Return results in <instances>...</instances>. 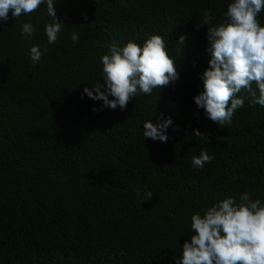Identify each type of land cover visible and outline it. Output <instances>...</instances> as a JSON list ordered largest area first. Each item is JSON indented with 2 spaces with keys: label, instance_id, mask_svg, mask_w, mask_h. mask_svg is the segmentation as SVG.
Masks as SVG:
<instances>
[{
  "label": "trees",
  "instance_id": "obj_1",
  "mask_svg": "<svg viewBox=\"0 0 264 264\" xmlns=\"http://www.w3.org/2000/svg\"><path fill=\"white\" fill-rule=\"evenodd\" d=\"M231 2L55 0L64 25L54 44L46 5L0 21V264H177L193 214L244 192L264 203V107L242 91L243 108L219 126L194 102L211 59L206 27ZM206 10L212 24L197 29ZM26 22L36 28L27 39ZM151 35L164 38L179 79L94 112L103 101L81 96L104 83L101 57ZM168 118L166 142L143 136L146 121ZM204 149L214 159L194 168Z\"/></svg>",
  "mask_w": 264,
  "mask_h": 264
},
{
  "label": "clouds",
  "instance_id": "obj_2",
  "mask_svg": "<svg viewBox=\"0 0 264 264\" xmlns=\"http://www.w3.org/2000/svg\"><path fill=\"white\" fill-rule=\"evenodd\" d=\"M54 3L55 0H0V21H7L10 13L14 19L30 16L46 5L52 22L45 25V32L48 43L54 44L64 25L57 18ZM262 11L264 0H233L227 7V19L206 27L211 59L201 77L203 91L194 97V102L219 126L231 124L235 111L243 108L248 97L238 96L242 91L249 93L253 104L264 107V26L258 19ZM211 24L210 11L206 10L196 27ZM35 32L32 23L21 25L25 39ZM78 40V34L73 32L72 41ZM177 42L184 46L185 37ZM42 55L38 45L31 47L33 64ZM100 62L104 83L85 87L81 96L83 99L86 94L95 101H103V106L94 108V112L118 107L123 110L137 95H151L154 89H163L179 79L175 58L169 56L160 35H151L142 46L131 40L124 46L114 42ZM171 125V118L157 123L148 120L143 125V136L166 142V131ZM193 135L198 137L201 133L196 129ZM213 159L204 149L199 156L192 157V166L202 169ZM152 195L148 192L146 200ZM191 230L194 234L183 243L177 264H264V203L251 199L247 192L239 195V201L228 196L208 207L203 215L193 214Z\"/></svg>",
  "mask_w": 264,
  "mask_h": 264
}]
</instances>
